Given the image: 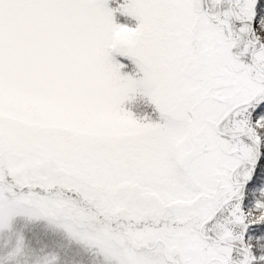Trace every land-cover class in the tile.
I'll use <instances>...</instances> for the list:
<instances>
[{
  "label": "snow or ice",
  "instance_id": "snow-or-ice-1",
  "mask_svg": "<svg viewBox=\"0 0 264 264\" xmlns=\"http://www.w3.org/2000/svg\"><path fill=\"white\" fill-rule=\"evenodd\" d=\"M17 214L115 264H264V0H0Z\"/></svg>",
  "mask_w": 264,
  "mask_h": 264
},
{
  "label": "rangeland",
  "instance_id": "rangeland-1",
  "mask_svg": "<svg viewBox=\"0 0 264 264\" xmlns=\"http://www.w3.org/2000/svg\"><path fill=\"white\" fill-rule=\"evenodd\" d=\"M138 118L159 115L146 98L133 109ZM0 264H115L94 245L73 237L58 222L17 214L0 229Z\"/></svg>",
  "mask_w": 264,
  "mask_h": 264
}]
</instances>
